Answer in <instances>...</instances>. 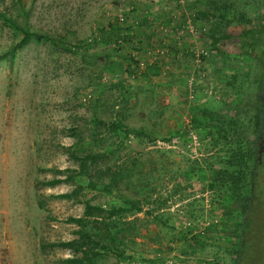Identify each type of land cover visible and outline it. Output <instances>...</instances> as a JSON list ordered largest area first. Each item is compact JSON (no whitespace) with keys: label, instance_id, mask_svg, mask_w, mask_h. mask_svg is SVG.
<instances>
[{"label":"rangeland","instance_id":"obj_1","mask_svg":"<svg viewBox=\"0 0 264 264\" xmlns=\"http://www.w3.org/2000/svg\"><path fill=\"white\" fill-rule=\"evenodd\" d=\"M233 1L245 27L264 30V0ZM202 9L191 0H0L1 13L30 29L22 40L0 16V264H67L74 251L52 245L78 237L67 218L87 201L107 209L128 199L140 210L115 217L126 230L109 243L126 256L102 251L97 264H234L243 201L210 182L238 142L212 141V123L195 128L193 109L235 117L247 153L263 61L230 41L211 51ZM259 206L247 264H264V195Z\"/></svg>","mask_w":264,"mask_h":264},{"label":"trees","instance_id":"obj_2","mask_svg":"<svg viewBox=\"0 0 264 264\" xmlns=\"http://www.w3.org/2000/svg\"><path fill=\"white\" fill-rule=\"evenodd\" d=\"M194 2H202L203 9L198 13L200 18L207 19L208 27L204 31L209 37V46L211 51L220 55L223 52L221 44L224 42H232L238 45L240 50L246 54L259 56L263 61L262 69L256 75L255 85L251 94L253 110L248 119L251 122L250 136L248 138L249 150L245 153L240 139L241 136L234 135L236 129V118L233 117L228 122H224L221 118L223 110L212 111L203 108L193 109V124L195 128H200L207 121L212 123L210 137L212 141L224 142L230 144L231 150L233 145L231 137H234L238 142V148L234 151L233 156L219 159L221 164L216 169L219 171L216 175V181H211L210 186L218 184L230 187L231 192L243 201L242 213L239 218L240 222V237L236 245V255L234 264H247L249 259L250 234L253 233L259 225L260 218V200L264 195V30L256 27H245L243 24L249 23L250 18L244 11H239V15L233 14V0H191ZM248 5V4H246ZM237 12V11H236ZM6 21L17 30L22 32V40L29 34L30 29L25 23H20L16 19L4 15L0 12ZM238 22L242 25L239 31H232L229 26ZM200 23V22H196ZM168 48L175 47V44L168 43ZM115 66V62H113ZM156 68V65H154ZM114 70H118L115 68ZM158 70V69H156ZM194 108V107H193ZM203 118V121L202 119ZM121 125L119 122H113L112 129H118ZM235 156V157H234ZM94 159V157H92ZM84 162L81 163L82 174L86 173ZM245 170H247L246 182L249 185L247 191L243 195L240 191V185L244 178ZM61 179L55 178L46 181V184H55ZM111 185H108V187ZM70 193H61L53 195L59 198H70L73 195ZM140 210L139 202L128 199L126 205H112L104 209L100 205L85 202L84 214L79 217L69 216L68 222L79 224L77 229L78 237L52 243L53 246H62L74 251L73 257L66 258L64 261L67 264H97L98 259L102 255V251H110L109 243L116 240L119 233L126 229L118 231L117 225H112L115 222V217L121 216L129 212H138ZM106 214H103V213ZM134 216V215H132ZM135 217V216H134ZM121 218V217H120ZM131 227V226H129ZM119 256H126L123 250L117 251ZM77 252H80L78 255Z\"/></svg>","mask_w":264,"mask_h":264},{"label":"built area","instance_id":"obj_3","mask_svg":"<svg viewBox=\"0 0 264 264\" xmlns=\"http://www.w3.org/2000/svg\"><path fill=\"white\" fill-rule=\"evenodd\" d=\"M178 2H182L183 0H177ZM118 20H123V16L121 15V14H119V19ZM190 26H194V25H190ZM203 29V28H202ZM204 30V29H203ZM205 30H206V28H205ZM204 30V31H205ZM161 52L160 53H163V51L162 50H160ZM140 64L142 65L143 63L142 62H140ZM195 137V136H194ZM131 264H139V263H131ZM165 264H183V263H180L179 261H177V260H171V259H167L166 261H165Z\"/></svg>","mask_w":264,"mask_h":264}]
</instances>
